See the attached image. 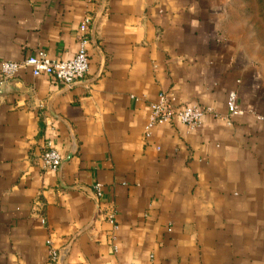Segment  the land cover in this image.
<instances>
[{
	"label": "crops",
	"instance_id": "0c3cea01",
	"mask_svg": "<svg viewBox=\"0 0 264 264\" xmlns=\"http://www.w3.org/2000/svg\"><path fill=\"white\" fill-rule=\"evenodd\" d=\"M230 1L0 0V62L70 60L92 20L85 79L0 89V264H264V30L243 35ZM161 95L217 114L146 136Z\"/></svg>",
	"mask_w": 264,
	"mask_h": 264
},
{
	"label": "built area",
	"instance_id": "2783aa9c",
	"mask_svg": "<svg viewBox=\"0 0 264 264\" xmlns=\"http://www.w3.org/2000/svg\"><path fill=\"white\" fill-rule=\"evenodd\" d=\"M92 20L86 17L82 22L79 34V48L75 56L66 61L53 60L49 58L44 52H38L36 55L30 56L23 61H1L0 62V89L2 85L14 78L19 71L29 70L33 77L46 76L53 80L56 84L70 88L73 84L85 79L89 73L90 63L88 54V39L87 35L91 26ZM228 118L242 115L243 110L239 105L238 94L230 92L227 100ZM207 114H214L216 112L211 108H202L198 105L186 106L178 111L174 107V99L161 95L158 100L151 104L146 126V136L150 135V131L157 124H166L171 122L174 116L179 121L187 126L190 130H197L204 122ZM43 167L49 171H56L60 168L63 158L61 154L51 146L48 145L47 150L42 156ZM96 199L102 197V186L100 184L94 187ZM107 221L111 224L115 223V213L112 209L104 214ZM48 241L47 245L50 246ZM58 259V254L51 251V260Z\"/></svg>",
	"mask_w": 264,
	"mask_h": 264
},
{
	"label": "rangeland",
	"instance_id": "374dc122",
	"mask_svg": "<svg viewBox=\"0 0 264 264\" xmlns=\"http://www.w3.org/2000/svg\"><path fill=\"white\" fill-rule=\"evenodd\" d=\"M226 12L242 27L243 35L253 32L254 39L263 37L264 0H231Z\"/></svg>",
	"mask_w": 264,
	"mask_h": 264
},
{
	"label": "water",
	"instance_id": "95a60500",
	"mask_svg": "<svg viewBox=\"0 0 264 264\" xmlns=\"http://www.w3.org/2000/svg\"><path fill=\"white\" fill-rule=\"evenodd\" d=\"M77 83H78V82H77ZM77 83L73 84L71 87H73V86L76 85ZM71 87H70V88H71Z\"/></svg>",
	"mask_w": 264,
	"mask_h": 264
}]
</instances>
